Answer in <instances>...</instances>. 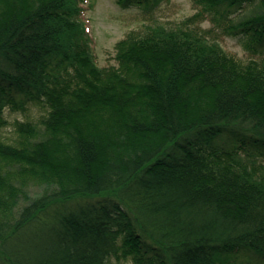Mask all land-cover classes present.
<instances>
[{
  "label": "trees",
  "instance_id": "1",
  "mask_svg": "<svg viewBox=\"0 0 264 264\" xmlns=\"http://www.w3.org/2000/svg\"><path fill=\"white\" fill-rule=\"evenodd\" d=\"M86 1L0 0V132L8 109L26 115L0 133V264H264V150L247 149L264 145V58L198 26L264 48V0H192L104 67ZM116 1L153 15L168 0Z\"/></svg>",
  "mask_w": 264,
  "mask_h": 264
},
{
  "label": "rangeland",
  "instance_id": "2",
  "mask_svg": "<svg viewBox=\"0 0 264 264\" xmlns=\"http://www.w3.org/2000/svg\"><path fill=\"white\" fill-rule=\"evenodd\" d=\"M85 13L84 20L89 27V33L93 38V47L101 66H110L117 63L115 59L116 43L126 36V34L133 29H141L145 24L151 23L154 18L165 22L169 26L179 25L180 22L195 14L200 7L192 0H168L157 7L153 15L150 12H145L138 5H131L123 7L116 0H87L84 4ZM256 6L255 4H244L240 8H232L228 18L225 19V24L230 21H236L249 13ZM215 21V20H214ZM210 16H206L199 28L210 35L211 38L218 40L221 45L229 53H232L242 59L249 61L251 58H264V48H257L256 50L249 49L247 44V37L242 34L231 35L224 31V23L217 25ZM210 32H209V31ZM209 32V33H208ZM33 116L39 115L40 109L32 110ZM9 124L4 126L0 133L5 138L12 137L15 134L13 123L16 119L24 120L26 115L20 112H11L9 109L6 112ZM237 145V142H232L227 145ZM248 150L260 151L264 150V145H247ZM243 152H245L243 150ZM264 161V156H262ZM231 264H263L255 256H247L242 254H232ZM125 264H132L131 261Z\"/></svg>",
  "mask_w": 264,
  "mask_h": 264
}]
</instances>
